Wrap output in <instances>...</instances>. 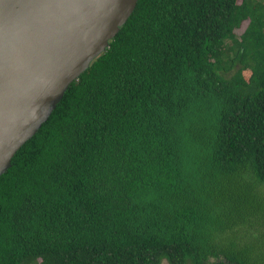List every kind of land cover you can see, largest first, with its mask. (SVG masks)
Listing matches in <instances>:
<instances>
[{
  "label": "trees",
  "instance_id": "trees-1",
  "mask_svg": "<svg viewBox=\"0 0 264 264\" xmlns=\"http://www.w3.org/2000/svg\"><path fill=\"white\" fill-rule=\"evenodd\" d=\"M165 261L264 264V0H139L0 177V264Z\"/></svg>",
  "mask_w": 264,
  "mask_h": 264
},
{
  "label": "water",
  "instance_id": "water-1",
  "mask_svg": "<svg viewBox=\"0 0 264 264\" xmlns=\"http://www.w3.org/2000/svg\"><path fill=\"white\" fill-rule=\"evenodd\" d=\"M139 0H0V177Z\"/></svg>",
  "mask_w": 264,
  "mask_h": 264
},
{
  "label": "rangeland",
  "instance_id": "rangeland-1",
  "mask_svg": "<svg viewBox=\"0 0 264 264\" xmlns=\"http://www.w3.org/2000/svg\"><path fill=\"white\" fill-rule=\"evenodd\" d=\"M247 26H248V22L244 23V25L242 26V28L239 29V30H237V35H241L245 31V29L247 28ZM249 76H250V74L249 73H246V77L249 78ZM163 264H168V262L165 261V262H163Z\"/></svg>",
  "mask_w": 264,
  "mask_h": 264
}]
</instances>
